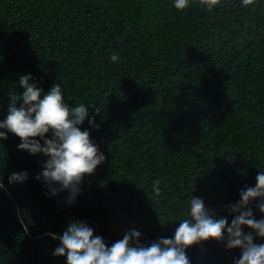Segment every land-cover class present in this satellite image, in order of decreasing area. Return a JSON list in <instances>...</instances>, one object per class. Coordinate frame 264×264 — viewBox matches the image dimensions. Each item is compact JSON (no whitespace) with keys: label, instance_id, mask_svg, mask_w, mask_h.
<instances>
[{"label":"trees","instance_id":"16d2710c","mask_svg":"<svg viewBox=\"0 0 264 264\" xmlns=\"http://www.w3.org/2000/svg\"><path fill=\"white\" fill-rule=\"evenodd\" d=\"M174 4L0 0V121L24 91L22 75L44 94L59 84L65 103L88 108L78 127L106 158L69 203V191L53 195L58 185L36 179L48 157L19 150L0 129V264H67L53 234L72 222L109 247L132 230L144 246L174 238L193 197L231 226L227 206L264 172V0H219L212 11L201 0ZM19 173L27 179L9 183ZM259 203L248 206L256 220ZM224 237L187 248L190 264H234L241 250Z\"/></svg>","mask_w":264,"mask_h":264},{"label":"clouds","instance_id":"9594fccd","mask_svg":"<svg viewBox=\"0 0 264 264\" xmlns=\"http://www.w3.org/2000/svg\"><path fill=\"white\" fill-rule=\"evenodd\" d=\"M201 3L212 11L219 0H201ZM242 3L247 7L253 5L255 0H242ZM188 6L189 0H175L174 7L178 10ZM119 59L118 53L111 55L112 62ZM31 79L30 75L20 77L19 85L24 91L22 95L11 97L7 117L0 121V129H7L20 139L19 150L48 157L44 170L36 179L42 177L45 184L58 185L51 188L53 195L69 191L68 202L72 203L79 194L83 177L94 174L97 166L106 158L91 141L90 133L78 127L89 116L88 108L83 104L70 107L65 103L59 84L44 94L42 89L29 83ZM89 125L97 127L94 117L89 120ZM50 132L49 139L47 135ZM37 137L40 139L37 140ZM4 139H7V134L0 131V140ZM26 179L27 173L12 174L9 183H22ZM159 183L155 181L153 184L157 195ZM0 188H3L2 183ZM257 198L260 199L258 209L264 214V172L258 173L254 188L246 187L240 192L238 204L227 206L237 214L230 227L226 218L216 219L202 199L193 197L190 202L191 220L185 219L179 223L174 238H161L150 246H144L139 243L141 233L132 230L109 247L102 237L94 235L92 228L72 222L61 236L53 234V239L59 240L54 255L66 256L67 264H190L187 248L209 239L222 241L226 231L227 248L241 250L240 258L234 264H264V244H255L252 233L242 231L243 227H247L264 238V219H254L248 207Z\"/></svg>","mask_w":264,"mask_h":264}]
</instances>
